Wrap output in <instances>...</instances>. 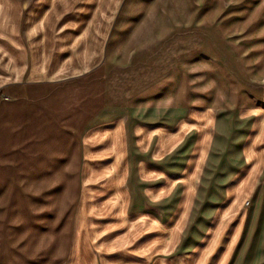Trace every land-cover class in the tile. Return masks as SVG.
<instances>
[{"label": "rangeland", "instance_id": "obj_1", "mask_svg": "<svg viewBox=\"0 0 264 264\" xmlns=\"http://www.w3.org/2000/svg\"><path fill=\"white\" fill-rule=\"evenodd\" d=\"M49 79L41 98L35 81ZM263 82L264 0H0V264H264L238 230L251 199L220 214L202 199L210 211L193 232L201 169L188 170L208 163L213 120L167 172L181 189L165 213L145 186L163 176L139 169L161 165L162 149L152 153L164 135L179 147L182 122ZM150 105L175 116L151 120L154 144L138 127V197L111 180L113 130L94 127Z\"/></svg>", "mask_w": 264, "mask_h": 264}, {"label": "crops", "instance_id": "obj_2", "mask_svg": "<svg viewBox=\"0 0 264 264\" xmlns=\"http://www.w3.org/2000/svg\"><path fill=\"white\" fill-rule=\"evenodd\" d=\"M18 1L22 4L26 0ZM54 81L56 80L35 81L36 93L41 94V98H44L53 87ZM22 85L24 86V83ZM5 86L11 89L9 83ZM158 106L163 108L164 105ZM158 106L150 105L147 108L140 107L139 109L131 106L124 111L125 113L123 111L117 113L114 118H118L114 122L103 123L94 127V129L100 128L99 134L113 130L115 145L120 151V157L114 159L116 169L110 176L111 180L116 181L117 189L120 190L123 187L121 179L125 178L131 190L130 193L136 187L137 193H139V195L137 194L138 197H141V190L144 185V182H141L140 178L137 177L139 165L136 163L138 156L136 144L138 140L135 134H138V127L141 124V130L148 136L147 144L152 142L154 144V138L152 140L151 137L154 136L155 129L154 125H150L151 120L157 118L171 121V118L175 116L170 111V106H166L167 108L163 109L162 112ZM140 110H144V112L141 113ZM123 115L125 118H122ZM205 117L207 118L198 114V118H202V120H195L194 118L181 123V144L173 153L169 150L170 146H167L165 142L166 138L169 139L168 136L165 137L164 135L161 143H158L156 147L153 146V156L156 148L158 151L162 149L161 165L156 166L152 161L146 163V166L142 165L139 169L143 167L147 177L157 175L163 176V178L156 183L153 182L152 185L145 183V186L148 184L146 189L147 202H152L150 204L154 206L155 199H157L164 213L170 208L172 198L180 192L181 181L178 178H173L172 181L167 172L172 171V167L182 168L185 165L186 162L181 161V159H185L189 155L193 145L196 144L195 140L198 134L202 136L211 133V141H208L207 138L203 141V149L207 151V153L205 152V159L208 158V163L202 164L200 160L197 164H190L188 170L191 172L192 166L195 169L197 166L199 170L201 169L200 182L196 189L199 194L197 200L191 204V208H193L191 219L195 221L197 219L193 232H200L201 225H206V214L210 211V206L202 204L206 198H208L206 201L210 202L209 204H214V214L215 212L220 214L224 209L227 210L230 207L231 199H251V206L248 207L249 213L243 215L242 221H239L238 230H244L245 242L243 245L246 246L248 252L258 254L259 259H261L264 255V239H262L264 236V88L243 89L242 94L235 95L224 107L214 105V114L208 111ZM51 118L53 117L51 116ZM211 120H213V127L209 132L207 125ZM42 121L43 119L39 122ZM96 145L93 146L94 149H96ZM98 149L101 150V143L98 145ZM106 161L103 160L100 164ZM110 161L107 162V165H110ZM88 163L91 164V160ZM223 199H226V202L221 203ZM218 206L222 208L221 211L216 210ZM227 212L229 213V210ZM198 213H200L199 217H197ZM216 221L217 216L214 219V230L219 229V222L215 228ZM153 233L148 232V235H153ZM215 240L214 245L219 241L218 236L216 237L214 233Z\"/></svg>", "mask_w": 264, "mask_h": 264}]
</instances>
